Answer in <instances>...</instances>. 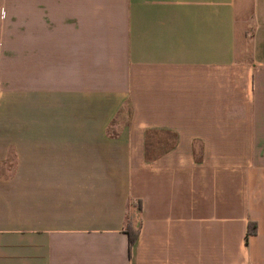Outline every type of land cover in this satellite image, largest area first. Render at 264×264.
<instances>
[{
  "label": "crops",
  "instance_id": "0c3cea01",
  "mask_svg": "<svg viewBox=\"0 0 264 264\" xmlns=\"http://www.w3.org/2000/svg\"><path fill=\"white\" fill-rule=\"evenodd\" d=\"M0 264H264V0H0Z\"/></svg>",
  "mask_w": 264,
  "mask_h": 264
},
{
  "label": "trees",
  "instance_id": "16d2710c",
  "mask_svg": "<svg viewBox=\"0 0 264 264\" xmlns=\"http://www.w3.org/2000/svg\"><path fill=\"white\" fill-rule=\"evenodd\" d=\"M124 230H125V233H127V236H128L129 247H131L134 244V242H135V240L137 238L138 229L133 226V224L131 223L130 220H128L127 223L125 224ZM255 232H256V223L250 221L248 223L246 237H248L251 234H254Z\"/></svg>",
  "mask_w": 264,
  "mask_h": 264
}]
</instances>
